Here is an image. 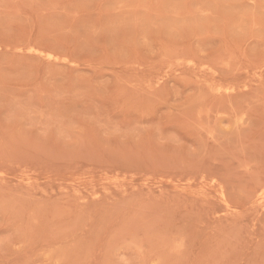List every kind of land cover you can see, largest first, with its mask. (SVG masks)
I'll return each instance as SVG.
<instances>
[{
  "label": "rangeland",
  "instance_id": "374dc122",
  "mask_svg": "<svg viewBox=\"0 0 264 264\" xmlns=\"http://www.w3.org/2000/svg\"><path fill=\"white\" fill-rule=\"evenodd\" d=\"M0 264H264V0H0Z\"/></svg>",
  "mask_w": 264,
  "mask_h": 264
}]
</instances>
